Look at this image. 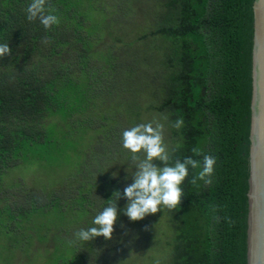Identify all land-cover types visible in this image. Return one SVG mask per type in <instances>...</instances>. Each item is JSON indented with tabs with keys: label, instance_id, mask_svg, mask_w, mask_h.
I'll list each match as a JSON object with an SVG mask.
<instances>
[{
	"label": "trees",
	"instance_id": "16d2710c",
	"mask_svg": "<svg viewBox=\"0 0 264 264\" xmlns=\"http://www.w3.org/2000/svg\"><path fill=\"white\" fill-rule=\"evenodd\" d=\"M30 2L0 0V44L12 50L0 59V172L91 136L83 160L58 183L67 191L49 200L70 214L83 210L87 229L113 192L132 182L124 129L154 116L183 117L179 131L166 123L165 142L179 146L174 157L192 156L193 147L216 157L211 184L192 185L200 169L189 170L181 206L131 221L121 198L109 248L101 236L77 241L61 264H246V0H49L60 23L48 30L26 18ZM63 227L72 236L65 240H74ZM137 238L145 247L129 260ZM115 245H124L121 253Z\"/></svg>",
	"mask_w": 264,
	"mask_h": 264
},
{
	"label": "rangeland",
	"instance_id": "374dc122",
	"mask_svg": "<svg viewBox=\"0 0 264 264\" xmlns=\"http://www.w3.org/2000/svg\"><path fill=\"white\" fill-rule=\"evenodd\" d=\"M91 140V136L81 135L68 140L66 150L57 148L46 159L29 157L0 172V264H61L72 250L65 240L72 237L71 233L65 232L63 226L74 235L83 225V210L74 206V213L70 214V209L49 206V200L67 191L64 184L58 183L68 170L80 164L84 158L82 148L88 147ZM31 196L36 200L28 199ZM98 240L109 248L103 236ZM132 246L126 252L129 260L145 247L138 238ZM123 248L124 245L116 246L114 254L121 253ZM130 263L135 261L131 259ZM97 264L110 263L102 260Z\"/></svg>",
	"mask_w": 264,
	"mask_h": 264
},
{
	"label": "clouds",
	"instance_id": "9594fccd",
	"mask_svg": "<svg viewBox=\"0 0 264 264\" xmlns=\"http://www.w3.org/2000/svg\"><path fill=\"white\" fill-rule=\"evenodd\" d=\"M25 11L28 21L39 20L46 30L60 23L49 0H31ZM11 51L8 43L0 44V59L11 55ZM166 123L178 131L185 126L183 117L169 121L168 116L164 115L154 116L147 122L122 131L121 145L130 153L132 165L131 173L128 169L126 171L131 175L132 182L123 192L114 191L107 205L93 218V226L79 229L69 244L77 241L84 244L100 236L110 240L120 212L118 201L121 198L127 200L123 213L131 221H138L160 210L172 211L181 206L184 197L182 184L188 178L190 169H200L192 175V185H197L198 181L212 183L216 157L204 153L199 147H193L192 156L175 158L174 154L179 146L170 148L165 142ZM195 157H202V160Z\"/></svg>",
	"mask_w": 264,
	"mask_h": 264
},
{
	"label": "water",
	"instance_id": "95a60500",
	"mask_svg": "<svg viewBox=\"0 0 264 264\" xmlns=\"http://www.w3.org/2000/svg\"><path fill=\"white\" fill-rule=\"evenodd\" d=\"M246 264H264V0H246L242 43Z\"/></svg>",
	"mask_w": 264,
	"mask_h": 264
}]
</instances>
